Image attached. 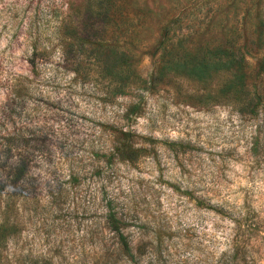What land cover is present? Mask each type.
<instances>
[{
	"label": "rangeland",
	"instance_id": "rangeland-1",
	"mask_svg": "<svg viewBox=\"0 0 264 264\" xmlns=\"http://www.w3.org/2000/svg\"><path fill=\"white\" fill-rule=\"evenodd\" d=\"M218 48L264 85V0H0V135L28 162L0 264H264V119L217 93ZM195 53L206 78L152 84ZM121 129L135 162L111 154Z\"/></svg>",
	"mask_w": 264,
	"mask_h": 264
},
{
	"label": "trees",
	"instance_id": "trees-1",
	"mask_svg": "<svg viewBox=\"0 0 264 264\" xmlns=\"http://www.w3.org/2000/svg\"><path fill=\"white\" fill-rule=\"evenodd\" d=\"M216 57V65L222 66L220 71L224 77L217 93L226 103L238 105L240 112L252 116L263 115L264 119V85L257 87L253 91L247 84L248 70L245 58L239 57L234 50L228 48H218L213 51V58ZM213 59H209L207 53L185 54L182 57H167L166 54L161 57L157 71L152 75V84L156 86L165 73H172V67L177 68L176 74L187 79H202L208 76L209 68ZM173 64V65H171ZM157 81V82H156ZM14 93V89L12 90ZM212 90L207 93L209 100H213ZM20 135L16 133H5L0 135V247L13 238L17 232V223L11 217V211L14 206L15 192L6 197L3 196L5 187H11L13 191L19 189V181L25 178L27 160L17 153V162L10 164V159L14 151L21 148L24 143L19 140ZM138 135L131 129L118 130L113 135V145L110 147L111 154L117 156L122 161L135 162L141 157L147 148L137 146ZM16 155V156H17ZM107 224L111 231L117 234L118 243L131 256V245L124 234V223L115 213L109 212L106 215Z\"/></svg>",
	"mask_w": 264,
	"mask_h": 264
}]
</instances>
